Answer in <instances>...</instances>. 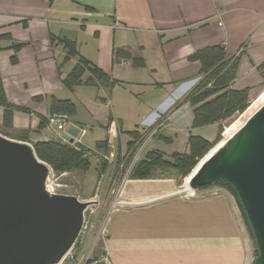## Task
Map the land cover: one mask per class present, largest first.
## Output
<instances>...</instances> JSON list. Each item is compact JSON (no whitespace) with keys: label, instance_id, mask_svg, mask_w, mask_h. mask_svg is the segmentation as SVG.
<instances>
[{"label":"crops","instance_id":"obj_1","mask_svg":"<svg viewBox=\"0 0 264 264\" xmlns=\"http://www.w3.org/2000/svg\"><path fill=\"white\" fill-rule=\"evenodd\" d=\"M62 39L73 41L78 55L107 73L112 85L84 83L87 71L82 83L65 85L78 56L67 55ZM211 45L236 59L230 88L247 89L251 101L257 97L264 89V0H0V79L6 100L27 109L14 111L11 127L3 129L0 107V133L30 145L55 138V130L38 128L40 118L49 115L53 98L67 99L75 105L70 122L78 127L108 124L112 136L126 132V146L128 131L186 130L185 138L146 151L185 152L189 135L212 140L217 131L216 123L193 127L184 100L201 80L199 63L189 56ZM123 50L128 58L117 57ZM182 84L186 91L177 93ZM106 136L95 141L105 142L103 150ZM80 144L89 149L82 138ZM159 169L163 173L152 178L125 180L116 196L119 209L107 217V236L95 252H106L109 264H253L233 196L219 185L196 196L174 194L176 172ZM79 197L90 198L83 187Z\"/></svg>","mask_w":264,"mask_h":264},{"label":"water","instance_id":"obj_2","mask_svg":"<svg viewBox=\"0 0 264 264\" xmlns=\"http://www.w3.org/2000/svg\"><path fill=\"white\" fill-rule=\"evenodd\" d=\"M79 127L68 123L60 137L72 144ZM47 165L27 142L0 134V264H58L75 244L83 213L94 200L50 193ZM174 194L228 182L250 225L264 264V103L228 139L208 152Z\"/></svg>","mask_w":264,"mask_h":264},{"label":"trees","instance_id":"obj_3","mask_svg":"<svg viewBox=\"0 0 264 264\" xmlns=\"http://www.w3.org/2000/svg\"><path fill=\"white\" fill-rule=\"evenodd\" d=\"M61 42L64 48H66L68 56H78V63L63 79L65 85L71 88L76 84L82 83L81 76L85 71L89 73V76L84 83L99 84L105 87L112 85L107 73L97 66L91 65L89 61L78 55L73 41L62 39ZM129 56L130 52L127 50L117 53V57L128 58ZM189 60L199 63L198 75L202 76L198 84L184 97V100L192 107V126L199 127L216 123V135L212 140L201 136L189 135L187 138V151H174L169 157H165L157 150H149L134 164L130 178H149L155 174L157 169L167 167L174 170L178 178L185 177L218 142L221 138L220 134L224 125L231 123L232 120L234 121L245 109L241 114L245 117L251 115L255 110L257 103L255 100H252L250 103L247 89L234 90L230 88L236 75V59L227 57L220 45H211L197 49L189 56ZM133 62L135 65L142 63V61L137 59H133ZM260 69L264 83V62L260 65ZM249 103L250 105L248 106ZM0 107L3 109V129L11 127L14 111H27V109L14 106L6 100L1 79ZM54 113H64L71 120L70 118L75 114V105L67 99L53 98L49 108V115ZM46 124L47 117L40 118L38 128L45 127ZM127 134L132 139L128 142L127 146L132 147V141L138 139L140 134L137 130L128 131ZM21 138L22 140H27V134L22 133ZM96 145L99 148L105 147V142H98ZM32 146L37 158L49 164L56 173L74 170L85 172L90 166L89 149L80 143L69 144L56 136L53 139L34 142ZM212 185L222 186L233 196L246 230L254 241L250 225L232 186L224 180H218L201 188ZM254 247L255 258L257 249L256 246Z\"/></svg>","mask_w":264,"mask_h":264},{"label":"rangeland","instance_id":"obj_4","mask_svg":"<svg viewBox=\"0 0 264 264\" xmlns=\"http://www.w3.org/2000/svg\"><path fill=\"white\" fill-rule=\"evenodd\" d=\"M201 77L202 76H199V79ZM187 86L188 84L180 85L177 88V93H182L186 91ZM252 100H255L257 103L255 108L256 110L258 107H260V105L264 103V89L259 95H257V97H255ZM101 103L106 113L111 111V109H109L108 106L104 104L105 102H101ZM249 105L250 104H248V106ZM79 109L82 114L86 113L80 108V106ZM241 114L238 116V118L234 119L235 121L232 120L233 122L229 123L230 125L226 124L222 127V132L220 134L221 138L212 148H214L220 141H224L228 139L232 135V133H234L250 116L249 115L245 117ZM110 116L111 114H109V117ZM85 127L87 129L86 132L88 131V133L86 134L85 132L81 138L83 142L86 144V146L89 147L90 150V154H88L90 166L85 172L77 170V172L74 174L73 173L65 174L63 172L56 173L53 171V169L49 164L44 162L47 165V167H49L54 173L55 182L59 184L56 188V193L70 194L78 197L81 196V189L83 187V189H85V194H87V196H90V198L86 200L95 201V203L90 205L86 210L85 229H84L85 231L83 230V232L80 233L75 244L72 246L71 250L69 251V253L74 255V257H76L77 259L81 257L90 246L93 245L94 240L96 238V234L98 233V230L101 226L106 228L108 233L107 217H109V215L112 214L113 211H115V209H119V207L117 206L118 204L116 203L118 202V199L116 200V196L118 195L122 187V184L125 182V180L133 179L130 178V173L132 172V168L134 164L138 160H140V158L146 153L147 149H149L151 146L163 142L169 143V141H172L173 139H175V141H178L181 138H185V133H186V130L182 132L170 131L167 129H159L160 125H157V127L152 126L147 130L139 132L140 134L139 138L136 139L133 146L129 148L126 146V143L124 142V140H126V136L124 135L126 134L125 131L123 132L124 134L120 133L118 135L116 133V136H112V134H114L112 132L113 130H110L108 133V128L106 129L104 126L99 127L98 125H95L93 127H89L88 125H85ZM105 136L108 139L107 148L105 150H103L102 148L98 149L99 147L95 145L96 143L95 141L105 138ZM212 148L208 152H210ZM110 153H113V156H110L109 155ZM164 155L166 157H169V153H164ZM195 166L193 167V169L195 168ZM193 169H191V171ZM163 171L164 169H158L156 170V174H161L163 173ZM191 171L183 178L177 177L178 179H176V189H175L176 191L182 190L184 188V180L191 173ZM137 179H146V178H137ZM188 181L189 180H187V183ZM197 190L193 192H183V194L196 196ZM208 193H213V190ZM78 199L81 201H86L85 199H80V197ZM91 231H93V234L92 237H89L88 235ZM250 239L252 242L253 257H254L255 244L251 236ZM99 241L100 238L96 240L97 244H99L98 243Z\"/></svg>","mask_w":264,"mask_h":264},{"label":"built area","instance_id":"obj_5","mask_svg":"<svg viewBox=\"0 0 264 264\" xmlns=\"http://www.w3.org/2000/svg\"><path fill=\"white\" fill-rule=\"evenodd\" d=\"M68 123H71V122L69 120V117L66 114L54 113V114L47 116L46 126L49 129H53L56 132H58L57 137L61 139L60 135L65 130ZM79 129H80L79 134L75 137L73 143H80L82 135L86 132V130L82 127H79ZM221 144H222V141H220L214 148H212V150H214ZM109 155L113 156V153H110ZM44 184H45L46 191L50 193H56V188L59 184L55 182L54 173L49 167H48V174L46 176ZM86 210L83 213V223L81 227V232H83V230L85 229ZM106 234H107V229L101 226L98 230V233L96 234V238L94 240L93 245L90 246L81 257L77 259L76 257H74V255L70 254L69 251L71 250L72 248L71 247L58 264H109V257L106 252L104 251L95 252L96 240L98 238L104 239Z\"/></svg>","mask_w":264,"mask_h":264},{"label":"bare ground","instance_id":"obj_6","mask_svg":"<svg viewBox=\"0 0 264 264\" xmlns=\"http://www.w3.org/2000/svg\"><path fill=\"white\" fill-rule=\"evenodd\" d=\"M251 102H252V101H251ZM251 102H250V103H251ZM250 103H249V104H250ZM257 109H258V108H257ZM237 118H238V117H237ZM234 121H235V120H234ZM232 122H233V121H232ZM240 127H241V126H240ZM232 134H233V133H232ZM187 185H188L187 180H184V187H186Z\"/></svg>","mask_w":264,"mask_h":264}]
</instances>
